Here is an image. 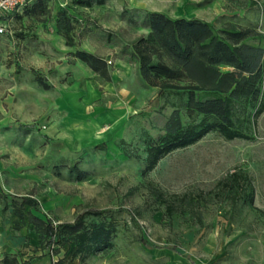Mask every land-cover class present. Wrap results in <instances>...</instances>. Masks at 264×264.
Listing matches in <instances>:
<instances>
[{
  "label": "rangeland",
  "instance_id": "374dc122",
  "mask_svg": "<svg viewBox=\"0 0 264 264\" xmlns=\"http://www.w3.org/2000/svg\"><path fill=\"white\" fill-rule=\"evenodd\" d=\"M77 1L46 0L40 14L32 0L3 22L0 192L32 194L41 209L34 214L56 224L72 222L83 210H112L86 221L114 218L117 230L111 248L81 262L72 259L71 245L57 256L38 250L31 227L24 224L19 259L32 257L33 264H264V112L251 128L252 141H226L210 133L142 176L145 138L159 133L158 111L165 107L168 114L177 98L140 87L133 82L132 66L119 60L122 47L142 34L120 19L124 6L166 10L217 29L254 27L264 37V0H91L89 7ZM32 9L37 12L29 13ZM63 11L73 18L76 34L84 35L78 49L111 62L110 83L72 62L75 48L56 32ZM32 71L46 78L50 90L34 82ZM97 143H105V149L93 151ZM73 165L89 173L86 180L69 173ZM235 171L252 181L250 206L231 203L218 187ZM166 204L174 207L170 218L164 216ZM0 218V229H12L9 211Z\"/></svg>",
  "mask_w": 264,
  "mask_h": 264
},
{
  "label": "trees",
  "instance_id": "16d2710c",
  "mask_svg": "<svg viewBox=\"0 0 264 264\" xmlns=\"http://www.w3.org/2000/svg\"><path fill=\"white\" fill-rule=\"evenodd\" d=\"M45 1L35 0L34 8L40 14L45 10L42 5ZM98 2L102 4L103 0ZM77 4L89 7L91 0H78ZM36 9L29 13H36ZM139 13L142 14L140 18L137 17ZM8 17H0V20L6 22ZM120 19L142 31L138 38L122 47L119 58L132 66L133 82L142 88L156 89L159 96L172 94L177 98L168 114L164 113L165 107L158 111L162 120L159 133L145 138L142 176L152 172L166 156L196 144L210 133H216L226 141L253 140L251 128L264 112L263 35L254 27L227 25L217 29L200 19H173L161 12H145L126 6ZM56 24V32L63 37L65 45L75 48L70 54L72 62L84 64L96 78L110 83L112 70L109 60L78 49L84 35L76 34L73 18L63 11L57 15ZM6 34L7 31L0 38ZM222 67L229 71H222ZM32 72L35 74L34 82L43 90H50L46 78ZM182 115L188 120L186 123L182 122ZM105 147V143H99L92 150ZM125 155L129 160L134 158L128 152ZM53 170L59 174L57 167ZM68 171L77 181L86 180L89 176L78 165L70 166ZM218 187L228 194L231 203L244 206L253 203L252 181L241 171L228 175L218 183ZM157 196L162 202L161 194ZM0 206L2 215L10 212L13 230L19 231L24 224L31 227L38 250L47 251L50 256H57L63 246L71 245L72 259L83 262L98 251L111 248L117 230L114 218L86 221L88 217L101 218L105 213H113L112 210H83L72 222L56 224L50 218L43 219L34 214L41 209L32 194L0 192ZM173 212L174 207L166 204L164 216L170 218ZM0 264H33V258L21 260L19 255L6 254Z\"/></svg>",
  "mask_w": 264,
  "mask_h": 264
},
{
  "label": "crops",
  "instance_id": "0c3cea01",
  "mask_svg": "<svg viewBox=\"0 0 264 264\" xmlns=\"http://www.w3.org/2000/svg\"><path fill=\"white\" fill-rule=\"evenodd\" d=\"M161 12L170 18L177 19V18H187L186 16L173 14L171 15L168 11L164 10H151L150 12ZM98 144V143H97ZM0 211H1V206H0ZM1 214V212H0ZM1 220V218H0ZM6 254L9 255H23V228L20 229L19 231H15L12 229L5 228V230L0 229V260L2 257ZM23 260V258H22Z\"/></svg>",
  "mask_w": 264,
  "mask_h": 264
},
{
  "label": "built area",
  "instance_id": "2783aa9c",
  "mask_svg": "<svg viewBox=\"0 0 264 264\" xmlns=\"http://www.w3.org/2000/svg\"><path fill=\"white\" fill-rule=\"evenodd\" d=\"M30 1L32 0H0V17H8L21 11ZM5 31L6 26L3 21L0 20V36L4 35ZM108 64H111V62L108 61Z\"/></svg>",
  "mask_w": 264,
  "mask_h": 264
}]
</instances>
